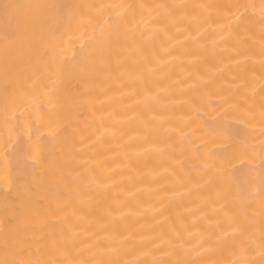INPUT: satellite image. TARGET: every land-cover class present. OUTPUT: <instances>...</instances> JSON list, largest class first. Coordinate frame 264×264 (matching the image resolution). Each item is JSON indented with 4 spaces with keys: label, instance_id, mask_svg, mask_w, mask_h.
Segmentation results:
<instances>
[{
    "label": "bare ground",
    "instance_id": "6f19581e",
    "mask_svg": "<svg viewBox=\"0 0 264 264\" xmlns=\"http://www.w3.org/2000/svg\"><path fill=\"white\" fill-rule=\"evenodd\" d=\"M0 264H264V0H0Z\"/></svg>",
    "mask_w": 264,
    "mask_h": 264
}]
</instances>
